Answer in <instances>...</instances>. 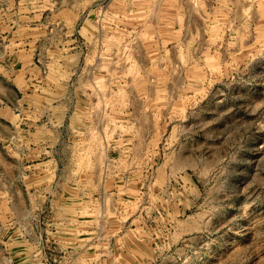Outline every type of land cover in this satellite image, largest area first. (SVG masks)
<instances>
[{"label": "rangeland", "instance_id": "rangeland-1", "mask_svg": "<svg viewBox=\"0 0 264 264\" xmlns=\"http://www.w3.org/2000/svg\"><path fill=\"white\" fill-rule=\"evenodd\" d=\"M0 264H264V0H0Z\"/></svg>", "mask_w": 264, "mask_h": 264}]
</instances>
